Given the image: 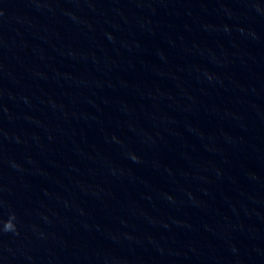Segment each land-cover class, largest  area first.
I'll list each match as a JSON object with an SVG mask.
<instances>
[{"label": "clouds", "instance_id": "obj_1", "mask_svg": "<svg viewBox=\"0 0 264 264\" xmlns=\"http://www.w3.org/2000/svg\"><path fill=\"white\" fill-rule=\"evenodd\" d=\"M15 215L12 214L8 220L3 222V231L9 232V231H15Z\"/></svg>", "mask_w": 264, "mask_h": 264}]
</instances>
